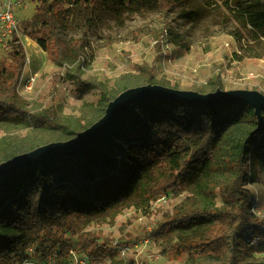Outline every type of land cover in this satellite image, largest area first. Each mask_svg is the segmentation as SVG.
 <instances>
[{"label": "rangeland", "instance_id": "obj_1", "mask_svg": "<svg viewBox=\"0 0 264 264\" xmlns=\"http://www.w3.org/2000/svg\"><path fill=\"white\" fill-rule=\"evenodd\" d=\"M25 1L26 5L16 10L19 36L27 57L28 52L34 55L28 41L35 42L39 54L29 70L24 69L18 87L17 101L24 119L0 121V162L17 148L25 151L76 137L103 116L101 108L107 102L102 95L113 101L124 85H163L200 93L257 90L264 94V35L246 22L239 3L256 4V0H181L167 13L143 0H98L84 10L80 0H73L66 7L69 11L60 17L41 8L39 0ZM54 35L66 47L62 64L51 60L35 40ZM9 53L0 45V62L9 61ZM34 75V89L26 91L25 84ZM0 89H5L1 83ZM50 110L54 112L52 126L32 125L26 120ZM225 154L220 171L231 177L232 154ZM248 172L246 187L253 194L252 211L264 220V162L251 161ZM215 181V195H208L201 177H196L185 188L162 191L150 199L133 195L122 208L75 209L71 219L78 233L66 231L64 238L68 247L90 255L80 235L92 234L98 246L106 247L105 252L91 255L96 264H226L216 256L178 252L179 243L203 233L205 225L159 234L160 225L179 214L202 208L230 209L220 194L221 180ZM163 195L166 199L160 200ZM51 241L48 248L59 251ZM31 245L38 246L31 241L23 251ZM125 246L129 249L122 254L120 249ZM23 254L12 252L0 264H22ZM248 262L264 263V250L254 249Z\"/></svg>", "mask_w": 264, "mask_h": 264}, {"label": "trees", "instance_id": "obj_2", "mask_svg": "<svg viewBox=\"0 0 264 264\" xmlns=\"http://www.w3.org/2000/svg\"><path fill=\"white\" fill-rule=\"evenodd\" d=\"M97 1L79 2L84 10ZM180 1L143 0L164 13ZM256 2L239 1L246 22L264 35V0ZM73 3L39 0L40 7L55 17L68 12L67 5ZM35 40L51 60L64 62L66 47L57 35ZM9 45L10 60L0 62V83L5 87L0 89V121L24 119L17 99L27 53L17 33ZM127 88L122 86V91ZM102 96L107 103L100 115L112 100ZM26 120L32 125L52 126L54 112L33 114ZM39 146L25 151L17 148L1 162ZM225 152L232 154L231 177H224L220 171ZM251 161L264 162V112L260 122L249 103L202 105L162 98L137 101L89 147L71 155L52 156L0 178V261L12 252L23 254L25 244L31 241L38 244V251L48 249L49 239L62 252L67 250L64 234L78 233L71 219L75 209L122 208L133 195L150 199L162 191L185 188L192 179L201 177L208 195H215V180H221L220 194L231 208L179 214L160 225L159 234L177 227L205 225L203 233L181 241L178 252L216 256L226 264H252L248 259L253 250H264V220L252 211L253 194L246 187ZM80 238L90 255L106 251L92 234L84 233Z\"/></svg>", "mask_w": 264, "mask_h": 264}, {"label": "water", "instance_id": "obj_3", "mask_svg": "<svg viewBox=\"0 0 264 264\" xmlns=\"http://www.w3.org/2000/svg\"><path fill=\"white\" fill-rule=\"evenodd\" d=\"M162 98L176 101H188L202 105L218 103L246 102L255 108L259 121L263 120L264 94L257 90L218 89L214 92L200 93L180 90L163 85H145L125 89L106 108L105 114L89 128L68 141L53 142L39 146L28 152L20 153L0 162V178L23 167L46 161L55 155H71L80 152L97 141L115 123L121 113L137 101Z\"/></svg>", "mask_w": 264, "mask_h": 264}, {"label": "built area", "instance_id": "obj_4", "mask_svg": "<svg viewBox=\"0 0 264 264\" xmlns=\"http://www.w3.org/2000/svg\"><path fill=\"white\" fill-rule=\"evenodd\" d=\"M25 0H1L0 1V45L6 50H10L9 42L14 33L20 34L19 20L16 10L25 6ZM30 58L27 57V63ZM30 80L25 84L26 91H33L37 75L30 76ZM166 195L161 196L160 200H165ZM257 241V240H256ZM34 246H27L23 254L22 264H96L91 255L80 253L74 247H68L62 252H54V249L48 248L44 252L38 251ZM129 247L120 249L122 254H126Z\"/></svg>", "mask_w": 264, "mask_h": 264}, {"label": "bare ground", "instance_id": "obj_5", "mask_svg": "<svg viewBox=\"0 0 264 264\" xmlns=\"http://www.w3.org/2000/svg\"><path fill=\"white\" fill-rule=\"evenodd\" d=\"M31 42H32V41H28L27 46L30 47ZM33 51H34V55H33L32 53H29V52H28V56H29L30 60H29V62L26 64L25 72H27V70H29L32 61L34 62L33 59H36V58L38 57V54H39V53H38V52H39V48H38V46H37V48H36L35 50H33ZM32 56H35V57L32 58ZM26 62H27V61H26Z\"/></svg>", "mask_w": 264, "mask_h": 264}, {"label": "crops", "instance_id": "obj_6", "mask_svg": "<svg viewBox=\"0 0 264 264\" xmlns=\"http://www.w3.org/2000/svg\"><path fill=\"white\" fill-rule=\"evenodd\" d=\"M30 48H31V50H35L36 49V46H35V42L34 41L31 42Z\"/></svg>", "mask_w": 264, "mask_h": 264}]
</instances>
